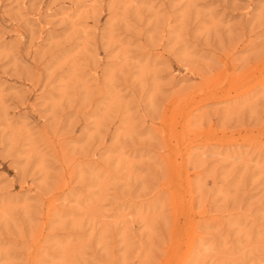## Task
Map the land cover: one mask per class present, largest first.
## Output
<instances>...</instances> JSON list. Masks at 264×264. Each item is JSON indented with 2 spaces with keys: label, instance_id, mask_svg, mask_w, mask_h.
I'll use <instances>...</instances> for the list:
<instances>
[{
  "label": "rangeland",
  "instance_id": "obj_1",
  "mask_svg": "<svg viewBox=\"0 0 264 264\" xmlns=\"http://www.w3.org/2000/svg\"><path fill=\"white\" fill-rule=\"evenodd\" d=\"M0 264H264V0H0Z\"/></svg>",
  "mask_w": 264,
  "mask_h": 264
}]
</instances>
